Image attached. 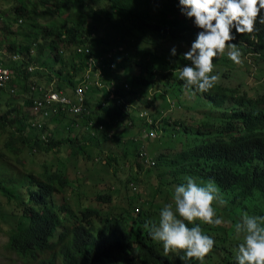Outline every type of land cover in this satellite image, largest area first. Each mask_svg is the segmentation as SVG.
Returning <instances> with one entry per match:
<instances>
[{
	"label": "clouds",
	"instance_id": "1",
	"mask_svg": "<svg viewBox=\"0 0 264 264\" xmlns=\"http://www.w3.org/2000/svg\"><path fill=\"white\" fill-rule=\"evenodd\" d=\"M6 1L10 8V0ZM140 2V5L125 3V6L132 14L143 15V1L140 0ZM13 4L16 6L17 2L15 1ZM116 4L117 2H113L104 5L96 4L95 0H84V8L81 10L76 5H71L74 9L79 10L82 17L92 10L93 5L105 7L106 20L109 22L110 28L103 32L96 28L86 31L82 25L77 40L74 42L70 40L61 42L54 36L57 46L48 53L44 48L43 40L39 38L28 47L24 45V39L23 43H20V51L8 50L5 44L1 43L0 59L16 60L21 58L22 62L19 63L18 70L12 72L0 61V89L4 91L5 96L10 97L9 100L15 102L13 95L19 90L21 84L26 83V76L30 77L35 75V71H40L44 76L37 80L44 83L35 84L36 88L34 89L37 90L40 100L46 104V107H40L41 103L35 101L33 106L27 108L28 113L42 114L43 118L51 116L59 118L61 113L70 110L75 118L71 133L70 131L66 133L61 126L56 124L48 127V134L52 133L55 142H58L57 150L60 151L62 147L68 146L69 154H66L67 151L65 152L67 156L77 153L84 155L88 160L96 151L98 154L93 156L92 160L101 164V151L104 146H121L123 156L129 160L132 158L135 165L136 172L133 173L135 180L128 184L135 190L137 189L138 174L143 169L148 173L154 172L155 167L161 165H157L160 152L174 153L186 148L194 142V138L198 135V129H208L213 124L221 122L202 121L191 142L182 147L181 144L187 133V128L182 126L184 121L165 112L175 109L177 105L171 82L178 81L185 90H192V95L203 93L204 100L208 102L207 95L215 93L211 89L220 80L218 74H213L214 68L217 67L214 62L217 59L224 56L228 64L231 62L240 64L242 55L249 56L247 58H251L253 64L244 66V70L254 65L257 60H261L256 52L251 51L244 54L242 48L247 46L250 41L256 42L257 27L264 25V0H178L179 10L168 11L169 19H165L164 25L155 33L146 28L128 27L130 24L123 20L114 8ZM67 11L66 9L63 13L67 14ZM17 17L19 18V16ZM68 18L69 14L62 19L53 20L51 24L56 25V22L58 26L55 27L62 30L68 26L81 24L71 25V20ZM17 21L20 24L26 22L20 18ZM174 24L177 25L173 26ZM99 26H103L101 19ZM124 27H128L123 32L127 33L125 34L126 41L118 48V51L104 54L102 48L110 32L114 28L121 32ZM128 31L131 33L130 36ZM157 33H161L162 37H159ZM172 37L175 39L172 40ZM39 42L42 45L40 52L36 48V44ZM26 49L29 50L26 51ZM23 51L26 52L21 57ZM39 54L50 59L47 65L51 72L45 69ZM54 62H56L55 65ZM55 71L59 73V80ZM130 71H134L136 75L135 84L128 89L126 83H128L127 74ZM64 77H69L71 83L68 80H63ZM160 80H163L164 87H161ZM91 92L95 94V97L90 95ZM6 100L5 98L0 99V113L9 109V105L5 103ZM160 100L165 101L168 106L161 107L166 110L160 111L159 117L156 118L151 112L157 106L160 107ZM107 101L115 104L120 103L128 110L134 105H138V118L148 131L143 133L139 129L129 139L133 144L132 150L126 148V140L123 137L117 136L113 142L111 141L114 132L120 131L119 129L109 128L108 132L105 131L104 134L95 129L94 125L97 121L94 116H97L101 109L98 108V104ZM177 107L175 110L180 108L179 105ZM49 112H52L51 116H48ZM243 112L246 111H241L239 108L230 112L226 107L223 120L229 123V131L244 132L245 114ZM100 128L103 126L100 125ZM163 132H165V137L163 136L165 144L157 148H148L150 138L151 140L160 139L159 136ZM67 136L71 140L66 141ZM44 142H49L47 137ZM124 148L130 154L132 153L131 158L126 156ZM81 149H84L87 154H83ZM35 155L41 156L39 151H35L32 157ZM115 156L105 154L102 164L111 165ZM223 161L224 156L219 154H215L209 159L213 169L211 179L200 178L196 172L174 174L169 165L166 175L171 180H179L174 183L173 202L162 207L157 218L158 222H145L144 224V228L148 230L150 238L157 244L161 253L160 260L155 264H165L172 257L177 258L178 255L182 264L193 260L204 264L205 258L215 248L214 236L210 232L206 233L204 227L205 225L219 227L224 222L219 217L221 213H218L216 207V205L224 203L219 190L223 189L224 183L221 174ZM62 169L66 171V165ZM23 170L41 176V170L35 171L32 168ZM44 179L45 177L41 176L39 181L42 182ZM72 182L71 180L73 186ZM236 189L241 198L254 195L249 196V193L242 188ZM115 190V186H110L101 188L96 193H109L112 196ZM25 196H27V190L22 189L15 197L23 199ZM76 205H79V202ZM16 210L19 214V205ZM68 210L66 218L70 215L71 209ZM232 214L233 210L228 213L229 216ZM62 217L65 218L63 213ZM64 227L59 228L57 234ZM233 231L239 242L234 255L226 251L225 253L233 257L235 264H264V216L250 215L245 212L235 223ZM50 250L55 255L54 264H62L64 260L69 264H80L83 258V256L71 254L70 248L62 250L58 243L53 248L50 247ZM182 253L183 255H180Z\"/></svg>",
	"mask_w": 264,
	"mask_h": 264
},
{
	"label": "trees",
	"instance_id": "2",
	"mask_svg": "<svg viewBox=\"0 0 264 264\" xmlns=\"http://www.w3.org/2000/svg\"><path fill=\"white\" fill-rule=\"evenodd\" d=\"M15 1L17 2L16 6L13 5ZM40 1L48 5H45L38 12L35 10L36 2L10 0V9L14 14L23 21H29L28 24L36 30L28 33L8 32H13V37L17 36V32L25 34L24 45L26 47L36 42L37 38L42 39L47 53L57 46L54 36L61 42L76 41L82 24L68 26L62 30L56 28V25L51 24V22L56 20V17L60 18L66 9L69 11L73 4L79 10L83 9L84 0ZM142 1L144 14L134 15L128 10L125 3L140 5V0H95L96 4L104 5L117 2L114 8L119 16L130 24L128 27L146 28L152 33L164 25L165 19H169L168 11L176 12L179 10L178 0ZM37 18H44L47 22L42 25L37 22ZM128 27H124L121 32L117 28L110 32L102 48L104 54L119 50L118 48L127 39L125 37L127 33L123 32ZM4 28L8 30V25L5 24ZM157 35L162 37L161 33H157ZM256 38V42L250 41L247 46L242 48V51L244 54L251 51L256 52L257 56L264 61V25L257 27ZM171 39L174 40L175 38L172 37ZM1 43L2 41H0V46ZM20 47L21 44L15 41L8 44L9 50L20 51ZM26 51L21 53V57L25 55ZM0 61L12 72H16L19 63L22 62L21 58L16 60L1 58ZM226 63L224 56L214 62L223 75H226L230 69V64L227 63V65ZM47 67L48 71L51 72L48 65ZM34 74L30 77L26 76V83L21 84L17 94L13 95L15 102L9 100L10 97L5 96L4 91L0 89V99H7L5 103L9 105L7 111L0 113V142L4 147V150L0 148V194L11 207L6 210L0 205V222L7 225L5 229L7 233L6 249L14 254L21 261V264H54L55 255L50 247L53 248L57 243L60 244L62 250L70 248L71 254L83 256L80 264H155L156 261L160 260L161 253L157 244L150 238L148 230L144 228V224L145 222H158L159 211L164 205L173 202L174 183L179 180H171L166 175L169 165L174 174L196 172L200 178L211 179L213 169L209 159L213 155L219 154L224 156L221 165V174L224 178L223 189L242 188L249 193V196L255 194L257 197L264 198V92H261L254 97H246L245 102L234 103L233 105L241 111H246L243 112L245 114L244 132L229 131V123L223 120L213 124L208 129H198V135L194 138V142L186 148L174 153L160 152L157 165H161L155 167L159 179L158 185L153 188L147 187L150 189L146 193L141 192L139 188L133 190L132 187L129 188V192H122L130 182H134L135 175L132 173L121 178L118 171H111L105 166L92 172V178L100 176V171L108 173L113 183L104 181L100 188L118 186L123 193L124 206L116 205L117 212L102 215L99 209L84 207L79 203L76 210H70V218L63 220L62 213L65 207L55 202L54 194L69 185L65 170L62 169L65 155L56 158L50 156L48 160L42 162L41 176H44L45 179L40 182L41 176L39 174L14 168L10 162L11 157L7 154L13 153L14 160L21 164H24L23 159L30 158L35 151H39L40 155H46L50 152L57 154L58 142H55L52 133L48 134V127L56 124L66 132L70 131L71 133L73 131L72 125L75 118L70 110L61 113L59 118L51 116L52 112H49L48 116L53 117V119L51 117L43 118L42 114H24L25 111L17 106L26 103L29 108L33 106L35 101H39L40 107H46V104L40 100L37 90L34 89L36 88L35 84L44 83L37 80L36 76L44 75L40 71H35ZM55 74L59 80V73L55 71ZM63 80L70 81V78L64 77ZM224 89H227L228 93H222ZM237 89L238 85L227 87L216 84L211 89L215 93L207 95L208 102L222 104L225 100L233 99ZM98 108L101 109L97 116H94L97 121L94 127L101 134H104L105 131L108 132L109 128L125 130L133 124L129 110L120 103L115 104L107 101L106 103H99ZM100 125L103 128H100ZM139 128L143 133L148 131L145 125L141 123ZM164 135L165 132L159 137L163 138ZM46 137L49 140L48 143L44 142ZM68 140H71L69 136L66 137V141ZM81 151L83 154H87L84 149ZM22 154L24 155L22 156ZM137 166L139 167V165ZM22 189L27 190V196L23 199L15 197ZM91 192L83 191V194L86 195ZM133 193H138V195L133 196ZM94 198L105 203L113 201L109 193L97 192L94 194ZM18 205L20 213L12 219L11 216ZM248 214L258 215L256 211H249ZM260 215L264 216L263 213ZM66 225L68 226L64 227ZM61 227H64L63 230L57 234ZM205 232L208 233V231ZM216 237L218 238L219 235L216 234ZM214 250H217L216 255L226 260L231 259V262L218 261L212 264H235L233 257L226 254L218 245ZM62 264L69 263L64 260ZM165 264H182V262L178 255L177 258L172 257ZM187 264H199V262L193 260L188 261ZM204 264L208 263L204 261Z\"/></svg>",
	"mask_w": 264,
	"mask_h": 264
},
{
	"label": "rangeland",
	"instance_id": "3",
	"mask_svg": "<svg viewBox=\"0 0 264 264\" xmlns=\"http://www.w3.org/2000/svg\"><path fill=\"white\" fill-rule=\"evenodd\" d=\"M32 2H36V11L40 12L41 9L45 7V5L40 0H31ZM14 5V4H13ZM69 20H71V25H75L76 23H81L86 31H89L91 28H96L99 30H106L110 28L109 22L106 20V14H105V7L103 6H92V10L88 11L86 13L85 17H82L79 13V10L74 9L73 7L69 9ZM66 13H63L60 18L56 19H62L66 17ZM116 19H118L117 16H115ZM84 18V19H83ZM19 18L13 13V11L9 8V5L6 0H0V41H2L3 44H5L6 49H8V44L12 43L13 41L18 43H23V40L25 39V34L19 33V32H32L35 30L34 27L29 26L28 22H21V24L17 21ZM100 19L103 22V26H99ZM38 23L45 24L47 21L44 18H37L36 19ZM55 22V21H54ZM5 24L8 25V30L5 27ZM55 24L58 26V24L55 22ZM8 31H19L17 32V36L13 37V32L9 33ZM128 35L130 36L131 33L128 31ZM37 51H41L42 45L41 43L36 44ZM9 50V49H8ZM227 53V49L225 51ZM41 56V62L46 70H48L47 63L50 61L49 58L45 57L42 54H39ZM242 62L240 64H235L233 62L230 63V69L227 71L226 75H223L218 70L219 67L214 68L213 74H218L220 76V80L217 84L227 86V87H234L238 85L237 92L234 94L233 99L225 100L224 103L216 105L211 104L209 102H206L203 98V93H196L195 95L191 94L192 90H185L183 85H179L178 81L173 80L171 83L173 84L172 91L174 94V100L179 105V109L175 110H166L161 107L168 106V104L165 101L160 100V107L157 106V108H154L151 112L153 116L158 118L160 115V111H165L166 113H171L172 117L180 118L184 122L182 124L183 127L187 128V133L185 134L183 143L181 144L182 147H185L187 143L191 142V139L194 137L196 133V129L198 125L202 121H222L224 119V111L227 107V110L234 111L237 109V107H234V103H241L245 102L246 97H254L256 93H260L264 91V62L261 60H257L254 65H251V67L245 71L243 68L246 65L253 64L251 58H247L249 56L242 55ZM229 62V61H228ZM56 62H54L55 65ZM242 67V68H241ZM227 69V68H226ZM262 71V73H260ZM250 75H248L247 73ZM135 72L130 71L127 74V87L128 89L131 88L135 84ZM176 76V75H174ZM36 78H41L39 76H36ZM161 81V87H164L163 80ZM180 86V87H179ZM19 87L18 85L16 86ZM18 91V90H17ZM17 91L15 92V95L17 94ZM222 93H228L227 89H224ZM101 94V93H100ZM221 94V93H220ZM91 96L95 97V94L93 92L90 93ZM219 95V93H218ZM88 102H90L88 100ZM18 107L21 108L22 111H25L24 114H27L29 111H27V105L26 103H23L21 105H18ZM175 110V111H174ZM130 116H132L133 124L129 127H127L125 130L119 129L120 131H115L111 141L113 142L116 137H123L125 138L126 143L125 146L129 150H132L133 144L129 140L133 135L137 133V131L140 129V119L138 118V105H134L129 109ZM67 133V132H66ZM64 136V135H62ZM122 139V140H123ZM147 141V140H146ZM150 147H161L165 144V141L163 138L151 140L150 138ZM112 142H109L110 144H113ZM115 143V142H114ZM121 147V146H120ZM119 146L117 145H106L102 149V160L101 164L96 163L92 160V157L98 154L96 151L95 153H92L91 159L87 160L84 155L81 154H69V147L61 148L60 151L57 150V154H52L50 152L46 155H41L37 157L36 155L34 157L25 158L23 159L25 165L18 163L14 160L13 153H7L10 155V162L11 165L14 168H20V170L23 169H29L32 168L35 171H39L41 169V164L44 160H48L50 156H54L55 158L58 156L65 155V160L63 163V166L66 165L67 169L65 171V175L67 179L69 180V185L65 186L62 190L55 192L54 199L56 200L58 204L64 205L65 210L63 211V220L69 219L70 215L67 217L69 210L68 209H75L76 210V204L77 199L79 200V203L81 206H88L91 208L99 209L100 213L102 215H105L107 213H115L118 210L116 209L117 206H124L123 205V193L129 192L130 186H127L125 189H123V193L120 191L118 186H115L116 190L115 193H112V199L113 201L108 203L104 201H98L94 198V194L97 190L101 189V183L104 181H110L109 183H113L112 179L109 177L108 173H104V171H100V176L97 178H92L91 173L97 170H100L103 166H105L109 170H116L118 171V174L121 178L125 177L128 173H135V165L134 162L131 160L132 153L124 148V151L126 153V156L131 158L130 160L123 156V152ZM0 148L4 150L3 145L0 142ZM67 151V152H66ZM66 152V154H65ZM105 154L110 155H116L115 160L111 161V165L102 164L103 163V156ZM24 154H22L23 156ZM32 158V160H31ZM63 159V158H62ZM22 161V162H23ZM155 170L154 172L150 171L149 173H146L145 169L141 171L140 174H138V181H137V188L140 189V191L143 193H146L150 188L156 187L158 185V176L156 174ZM72 183L74 184L72 186ZM100 184V185H98ZM150 187V188H147ZM134 190V189H133ZM221 198L224 201L222 204L216 205L218 213L220 212L221 217L223 219V224L217 227H212L205 225L204 231L210 232L216 241V245H218L219 248H222L224 251L234 255L236 246L238 244V240L234 235V225L236 222L240 220L242 215L249 211H256L258 215L260 213L264 214V198L257 197L255 194L252 197L248 198H241L237 194L236 188H228V189H219ZM83 191L90 192L86 195L83 194ZM120 191V192H119ZM119 192V193H117ZM138 195V193H136ZM136 194L133 193V196H136ZM0 205L6 210H9L11 207L7 204L6 199L0 194ZM67 209V210H66ZM233 210L232 216H229L228 213ZM67 211V212H66ZM18 214L17 210H14L13 215L11 216L12 219L16 217ZM262 216V215H260ZM1 228H0V264H21V261L11 252H9L6 249V242H7V233L5 232V229L7 228V225L0 222ZM216 234L219 235V237H216ZM217 250H214L205 258V261L208 264H212L213 262H231L230 260H226L221 258L220 256L216 255L215 253ZM226 253V254H228ZM221 255V252H220ZM229 255V254H228ZM230 256V255H229ZM31 264V263H29Z\"/></svg>",
	"mask_w": 264,
	"mask_h": 264
}]
</instances>
